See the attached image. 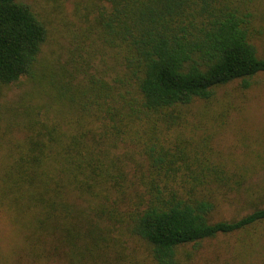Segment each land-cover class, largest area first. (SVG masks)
<instances>
[{
  "label": "trees",
  "instance_id": "trees-1",
  "mask_svg": "<svg viewBox=\"0 0 264 264\" xmlns=\"http://www.w3.org/2000/svg\"><path fill=\"white\" fill-rule=\"evenodd\" d=\"M94 2L93 47L80 38L72 63L42 70L47 25L26 1L0 0V97L31 85L5 113L24 138L0 155L17 264H199L205 242L231 235L223 264H252L264 187L255 164L217 155L209 123L230 115L220 89L264 74V0ZM234 204L248 212L217 219Z\"/></svg>",
  "mask_w": 264,
  "mask_h": 264
},
{
  "label": "rangeland",
  "instance_id": "rangeland-1",
  "mask_svg": "<svg viewBox=\"0 0 264 264\" xmlns=\"http://www.w3.org/2000/svg\"><path fill=\"white\" fill-rule=\"evenodd\" d=\"M23 1L33 7L48 28V38L42 47L38 68L43 70L52 65H68L70 61L72 63L73 49L80 38L83 39L80 42L83 46L93 47L91 42L94 37L87 38L86 21L93 18L89 7H93L94 0H76L57 5L46 0ZM256 46L259 54L264 56V36L257 40ZM96 53L100 57L101 53L99 51ZM86 56L83 54V57ZM22 85L23 87L2 88L4 91L3 96L0 97V155L3 156L8 153V140L24 138L23 134L11 133L9 124L5 120L7 119L6 108L15 104V100L31 88L26 79ZM219 101H225L222 105L226 104V107L229 105L230 115L221 127L215 128L211 122L209 123L211 132L215 133L212 145L217 155H225L238 164L246 162L249 168L252 163L255 164L254 174L256 172L257 174L251 182L264 187V74L254 79L249 90H242L238 83L220 89L217 94V103ZM201 107L196 105L193 110L201 109ZM8 159L7 161L0 159V186L9 166ZM247 212V209L243 210L240 205H228L222 207L217 219L232 220ZM15 232L17 231L9 217L0 211V264H17L15 256L23 245V236ZM262 233L264 234V225ZM239 239L237 235H231L220 236L213 241L205 242L196 254L198 263L207 264L206 261H211L212 264H223L227 258L233 259ZM261 241L264 245V239ZM190 249L188 247L187 250ZM216 257H219L221 261L217 262ZM249 263L264 264V251L254 255L253 259L250 258Z\"/></svg>",
  "mask_w": 264,
  "mask_h": 264
}]
</instances>
